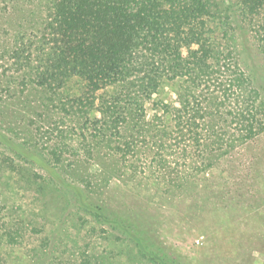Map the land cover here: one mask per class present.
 Here are the masks:
<instances>
[{"label":"trees","instance_id":"trees-1","mask_svg":"<svg viewBox=\"0 0 264 264\" xmlns=\"http://www.w3.org/2000/svg\"><path fill=\"white\" fill-rule=\"evenodd\" d=\"M23 3L10 0L15 19L0 50V88L2 107L31 108L34 119L24 141L0 129V168L43 195L30 162L59 186L68 185L62 172L84 190L137 186L146 172L169 190L174 180L206 174L215 154L264 134V0ZM94 202L101 223L124 227L138 253L154 254L130 222L143 214ZM18 231L0 216V242L15 246Z\"/></svg>","mask_w":264,"mask_h":264},{"label":"rangeland","instance_id":"rangeland-1","mask_svg":"<svg viewBox=\"0 0 264 264\" xmlns=\"http://www.w3.org/2000/svg\"><path fill=\"white\" fill-rule=\"evenodd\" d=\"M10 9V0H0V50L10 43ZM1 93L0 114L9 111L0 129L23 140L32 109L2 107L8 100ZM214 156L206 174L174 180L169 190L146 172L134 178L137 186L112 181L84 190L75 174L61 171L68 185L59 186L37 160L26 167L40 172L43 195L0 168L2 224L23 235L13 247L0 242V264H264V134ZM95 199L113 212L143 214L130 222L147 234L154 254L138 253L124 227L101 223L91 212Z\"/></svg>","mask_w":264,"mask_h":264}]
</instances>
